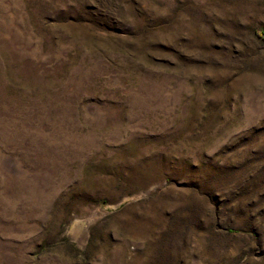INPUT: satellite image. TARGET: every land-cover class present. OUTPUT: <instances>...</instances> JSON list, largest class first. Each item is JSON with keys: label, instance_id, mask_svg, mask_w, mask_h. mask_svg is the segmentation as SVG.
Here are the masks:
<instances>
[{"label": "rangeland", "instance_id": "1", "mask_svg": "<svg viewBox=\"0 0 264 264\" xmlns=\"http://www.w3.org/2000/svg\"><path fill=\"white\" fill-rule=\"evenodd\" d=\"M0 128V264H264V0H0Z\"/></svg>", "mask_w": 264, "mask_h": 264}, {"label": "bare ground", "instance_id": "2", "mask_svg": "<svg viewBox=\"0 0 264 264\" xmlns=\"http://www.w3.org/2000/svg\"><path fill=\"white\" fill-rule=\"evenodd\" d=\"M5 111V110H4ZM12 117V116H11ZM11 124V123H10ZM10 127V126H9ZM1 129V128H0Z\"/></svg>", "mask_w": 264, "mask_h": 264}]
</instances>
